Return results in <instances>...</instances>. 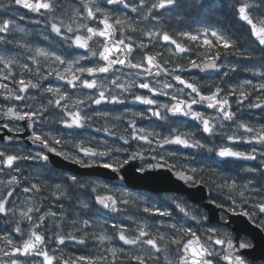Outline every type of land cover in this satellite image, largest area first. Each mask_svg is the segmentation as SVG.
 <instances>
[{
    "label": "clouds",
    "instance_id": "9594fccd",
    "mask_svg": "<svg viewBox=\"0 0 264 264\" xmlns=\"http://www.w3.org/2000/svg\"><path fill=\"white\" fill-rule=\"evenodd\" d=\"M253 20L264 0H0V128L29 133L0 143V264H264ZM213 31L235 47L182 35Z\"/></svg>",
    "mask_w": 264,
    "mask_h": 264
},
{
    "label": "snow or ice",
    "instance_id": "6c2138e0",
    "mask_svg": "<svg viewBox=\"0 0 264 264\" xmlns=\"http://www.w3.org/2000/svg\"><path fill=\"white\" fill-rule=\"evenodd\" d=\"M168 4V0H162V5L166 6ZM44 7H47V5H44ZM241 12V16L242 19L247 20V14H246V9H244L243 7L240 9ZM250 29L252 31V33L255 35L256 37V43L258 45L260 44H264V24H259L257 23L255 20H253L250 24ZM183 35V39L184 40H191L193 42H199L200 44H202L205 48H215V49H223L225 51L231 50L235 47V44L233 43L232 40L225 38V36L221 33L215 32L213 31L210 35L208 33H204V34H194V33H184ZM163 39L166 42H172L174 43L175 47L179 48L181 51L187 53V49L184 48L179 41H175V39L167 34H165L163 36ZM209 59H215L217 61H219L221 59V53L218 50L216 52L215 57H209ZM191 87V85H189ZM215 94L216 95H223V90L221 88H216L215 89ZM235 98V97H233ZM27 115H32L33 118L35 117V113H28L25 116V120H27ZM78 122V119H77ZM7 129V128H4ZM8 133H12L7 129ZM4 136H9L11 137L12 135H4ZM4 136H0V143H3L4 141ZM37 139H42L39 135H37L36 137ZM12 143H14V141H12ZM91 150V149H90ZM53 152H55V149L52 150ZM41 156V158L43 160H48L50 159V155L48 153L43 152V150H41V153L39 154ZM220 155L222 157H231L234 155H240L238 153H233L231 148H224L220 151ZM0 159H3V157H0ZM15 157L12 155H9L7 157V164L8 165H12L13 161H14ZM104 168L107 169H114V165L112 164H103L102 165ZM145 176L147 177L148 174L146 173ZM189 179H191V177H189ZM251 213H254L256 216H264V199H260L257 200L256 202H254L251 206V208L246 211L244 213V215H249ZM155 215H165L166 213L163 212L162 209H156L154 211ZM258 235V233H257ZM32 245H26L27 247H31ZM257 247L260 249L261 253L264 254V237H261L258 242H257ZM17 253H19V249L16 250ZM193 253L196 256H199L200 253H198L196 251V249H193ZM44 257H45V264H53V258L48 257L47 253H44ZM81 260L84 262V264H87V258L86 257H81ZM194 264H196V262L194 261Z\"/></svg>",
    "mask_w": 264,
    "mask_h": 264
},
{
    "label": "water",
    "instance_id": "95a60500",
    "mask_svg": "<svg viewBox=\"0 0 264 264\" xmlns=\"http://www.w3.org/2000/svg\"><path fill=\"white\" fill-rule=\"evenodd\" d=\"M4 135H13V133H8L7 129L3 128V130L0 132V136H4ZM18 135H19L20 138L17 140V143H20L21 141H23L25 136L29 135V133L28 132H24V133H19ZM49 155H50V158H54V154H49ZM252 230L257 232V233H259V230L255 229L254 226H253Z\"/></svg>",
    "mask_w": 264,
    "mask_h": 264
},
{
    "label": "flooded vegetation",
    "instance_id": "af4514ba",
    "mask_svg": "<svg viewBox=\"0 0 264 264\" xmlns=\"http://www.w3.org/2000/svg\"><path fill=\"white\" fill-rule=\"evenodd\" d=\"M0 123H2V122H0ZM2 129H3V128H0V132L2 131ZM17 134H18V133H14V135L18 137Z\"/></svg>",
    "mask_w": 264,
    "mask_h": 264
}]
</instances>
